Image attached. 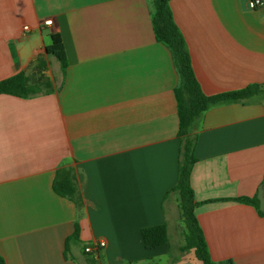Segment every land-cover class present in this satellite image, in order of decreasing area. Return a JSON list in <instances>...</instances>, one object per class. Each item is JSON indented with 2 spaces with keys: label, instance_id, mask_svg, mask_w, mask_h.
Wrapping results in <instances>:
<instances>
[{
  "label": "crops",
  "instance_id": "crops-1",
  "mask_svg": "<svg viewBox=\"0 0 264 264\" xmlns=\"http://www.w3.org/2000/svg\"><path fill=\"white\" fill-rule=\"evenodd\" d=\"M170 6L208 95L263 87L197 120L191 183L212 260L264 264V216L236 200L258 197L264 181V9L251 0ZM53 34L64 46L65 73L47 50ZM40 58L54 92L0 95L6 264H87L84 248L101 240L102 264H203L194 250L183 251L177 222L186 226L170 194L181 150L179 75L156 39L152 1L0 0V82L32 73ZM62 168L76 172L81 209L54 190ZM163 224L170 242L147 249L142 230ZM77 225L80 241L66 246Z\"/></svg>",
  "mask_w": 264,
  "mask_h": 264
},
{
  "label": "trees",
  "instance_id": "trees-1",
  "mask_svg": "<svg viewBox=\"0 0 264 264\" xmlns=\"http://www.w3.org/2000/svg\"><path fill=\"white\" fill-rule=\"evenodd\" d=\"M151 1L152 21L156 39L171 51L179 75L176 97L180 120L178 136L181 140V150L178 182L170 194H177L179 209L186 226L184 234L186 245L183 251L194 250L196 257L203 264H232V262L218 263L212 260L203 230L196 216L198 203L192 188L191 176L197 162L195 149L198 138L192 131L197 120L211 106L227 101H242L254 98L262 92L263 87L252 85L242 90L212 96L208 95L195 73L188 43L175 22L170 6L171 0ZM47 50L50 55L55 56L59 60L62 72L65 73L67 60L61 37L58 34L52 35V44L48 46ZM46 67V63L40 58L36 64L34 63L32 73L22 72L0 82V95L7 94L20 98H29L54 92V85L51 79L44 74ZM54 190L59 196L73 200L79 209L83 207V198L78 188L77 176L73 168L58 170L54 181ZM236 200L253 205L260 215L264 216V213L260 210L258 197ZM141 236L147 249H156L170 242L166 224L144 228ZM70 241H80L79 225L76 226L75 233L67 239L66 246L69 245ZM85 249L86 247L84 251ZM85 254L88 256L87 264H102L99 254L86 252ZM0 264H6L1 254Z\"/></svg>",
  "mask_w": 264,
  "mask_h": 264
},
{
  "label": "built area",
  "instance_id": "built-area-1",
  "mask_svg": "<svg viewBox=\"0 0 264 264\" xmlns=\"http://www.w3.org/2000/svg\"><path fill=\"white\" fill-rule=\"evenodd\" d=\"M251 3H252V7L254 10H257V9H264V0H251ZM44 25L46 27H52L54 25V21L52 19H47L44 21ZM25 30L26 31H29L30 28L29 27H25ZM107 247V243L106 241L104 240H101L97 243H92V244H89L86 249H85V252L86 253H89V254H92V253H95V254H99L101 250L105 249Z\"/></svg>",
  "mask_w": 264,
  "mask_h": 264
},
{
  "label": "rangeland",
  "instance_id": "rangeland-1",
  "mask_svg": "<svg viewBox=\"0 0 264 264\" xmlns=\"http://www.w3.org/2000/svg\"><path fill=\"white\" fill-rule=\"evenodd\" d=\"M57 65H58V61L56 59L52 58V66L55 69V71H56ZM177 223L179 224L178 225V228H179L178 235L180 236V239L185 240V237H183L184 235H182L183 230H184V234H185V229H184V227H182L183 223H182V221L181 222L178 221Z\"/></svg>",
  "mask_w": 264,
  "mask_h": 264
},
{
  "label": "water",
  "instance_id": "water-1",
  "mask_svg": "<svg viewBox=\"0 0 264 264\" xmlns=\"http://www.w3.org/2000/svg\"><path fill=\"white\" fill-rule=\"evenodd\" d=\"M258 200L260 202V210L264 213V187L259 188Z\"/></svg>",
  "mask_w": 264,
  "mask_h": 264
}]
</instances>
